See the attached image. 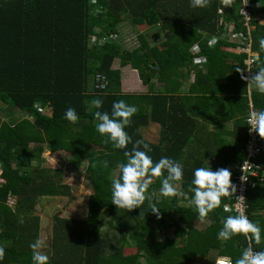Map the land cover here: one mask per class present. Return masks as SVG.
<instances>
[{
	"label": "trees",
	"instance_id": "obj_1",
	"mask_svg": "<svg viewBox=\"0 0 264 264\" xmlns=\"http://www.w3.org/2000/svg\"><path fill=\"white\" fill-rule=\"evenodd\" d=\"M260 2L264 8V0ZM218 7V0H209L204 8L190 7L189 0H0V264H30L28 245L38 238L39 219L24 212L33 209L39 197L58 195L61 185L53 179L58 182L64 173L63 163L84 171L90 194L83 220L53 214L51 250L46 251L49 264H215L218 257L230 258L234 264L244 247L249 245L255 251L264 248V182L246 195L249 220L261 228L260 243L245 241L239 234L226 242L217 240L223 218L236 213L223 211V205L230 202L228 196L204 218L188 204L192 170L201 165L183 168V179L175 185L174 195L162 196L159 178H153L139 207L116 208L110 202V184L118 176L117 164L124 162L123 151L131 150L132 144L115 149L94 129L92 113L96 109L90 101L99 98L100 110L110 111L113 101L122 99L137 107L125 131L133 142L142 140L139 128L146 122L145 111L139 95L120 92V68L129 66L147 85L155 79L177 86L182 68L192 63L190 48L198 44L206 75L197 72L191 88L196 90L202 81L206 85L193 112L201 121H208L206 115L209 117L211 111H222L224 120L239 118L230 149L240 163L246 138L244 118L250 108H264V94L248 91L246 82L235 72L236 67L243 70L245 54L220 37L227 22L235 23L233 32L241 29L236 22L237 0L221 23ZM123 22L138 32L137 47L124 48L117 37L102 46L90 44L94 37L117 35ZM153 26L168 34L163 42L150 46L143 32ZM211 36H217L218 41L209 46ZM261 36L264 24L254 22L251 39L255 52ZM222 66L235 72L227 87L235 89H226L223 95L208 89L215 85L214 81L208 83V76ZM96 73L107 79L102 90L93 88ZM67 107L75 109V123L63 119ZM228 107L229 112H224ZM168 136L169 147L161 151L149 146L152 151L148 154L154 162L166 156L181 163L186 135L181 131L176 140L169 130ZM213 138L219 153L222 135L213 133ZM178 141L180 152L176 151ZM207 141L208 135L198 136L197 146L208 148ZM260 141L263 144L264 138ZM31 143L36 145L30 147ZM41 144H46L51 159L59 165L41 166L48 157L43 155ZM33 161L37 165L32 168ZM258 163L264 169V150ZM62 188L70 197L69 187ZM8 197L14 198V208L7 205ZM30 198L33 201L24 205ZM153 206L159 208V219L151 211ZM105 213L107 229L114 231L109 238L100 233V218ZM202 220L208 223L197 228Z\"/></svg>",
	"mask_w": 264,
	"mask_h": 264
},
{
	"label": "clouds",
	"instance_id": "obj_2",
	"mask_svg": "<svg viewBox=\"0 0 264 264\" xmlns=\"http://www.w3.org/2000/svg\"><path fill=\"white\" fill-rule=\"evenodd\" d=\"M208 3L209 0H189V6L193 8H204ZM223 3L230 6L231 0H223ZM116 37L119 38L118 33ZM129 41L127 36L123 42ZM119 42L121 43L120 40ZM251 60L256 62L257 71L250 77L243 75L240 67H236L235 71L240 74V79L247 81V85L254 86L259 94H264V36L259 38V49L252 55ZM90 104L96 109L92 117L97 134L111 143L115 149H125L127 144H132L131 150L123 151L124 162L117 164L118 176L113 178L110 184V202L116 208L126 210L139 207L145 200V191L153 178H159L158 191L162 196L174 195L177 190L175 185L183 179V165L166 156H161L154 162L148 154L151 152L149 145L140 139L133 142L125 131L131 123L132 116L137 112V107L122 99L113 101L110 111L100 110L102 100L99 98H93ZM63 119L75 123L78 120L75 109L67 107L63 113ZM247 120L249 132L255 131L260 138H264V108L251 110ZM230 176L228 168L218 167L212 170L208 163L206 167L193 169L188 204L198 217L204 218L221 204L222 197H227L235 191V185L231 182ZM158 209L154 206L151 208L157 219H159ZM237 234L243 236L245 241H255L257 244L261 241L259 223L250 221L243 211L224 217L222 226L216 232V238L226 242ZM28 247L30 264H49V255L42 251L45 245L40 238L30 242ZM253 250L251 246L244 247L234 264H264V248L259 251ZM2 257L3 248H0V258ZM227 264H233L230 258Z\"/></svg>",
	"mask_w": 264,
	"mask_h": 264
},
{
	"label": "crops",
	"instance_id": "obj_3",
	"mask_svg": "<svg viewBox=\"0 0 264 264\" xmlns=\"http://www.w3.org/2000/svg\"><path fill=\"white\" fill-rule=\"evenodd\" d=\"M125 23L126 22L121 23L118 30L120 41L127 39ZM149 30L151 29L145 31L148 35L151 33L148 32ZM159 32L153 31V33H157L156 36L159 35ZM132 34V36L137 38L138 33L136 34V32L132 31ZM143 35L146 36V34ZM129 39L131 40V37H129ZM149 39V36H146L148 44ZM254 53L256 52L253 51V54ZM113 66L117 68V64ZM197 72H201L202 74L200 75L204 77V75H206L205 64L194 65L191 63L188 68L183 67L182 75L177 78V86L166 85L157 82L155 79H152L147 85L142 83L135 70H132L129 66H125L120 68V92L122 94L139 95V104L145 111L142 115L146 116V122L143 121L141 123L139 133L141 139L146 142L151 149L156 148L164 151L166 147L170 146L169 142L166 141L169 137V130H171V135L176 136V140L180 139V133L184 131L186 135L185 138L188 140L185 142L182 149L183 157L181 164L184 169L189 170L196 164L201 165V167H206L208 163L212 170L218 167H224L228 168L232 175L233 166L239 162V158H235L234 155L231 154L232 150L230 149L234 144V134L238 131L237 120L239 118L224 120V117L223 119L221 118L222 111H211L209 117L206 115V118H209L208 121H201L200 118L194 114L193 111L200 105V102L197 100V98L202 96L200 90L203 85H206L205 81H202L199 86H195L196 90H192L191 87L196 83L194 81ZM235 72L234 70H225L223 66L222 69H215L212 74L208 76V83L214 81L215 85L208 87V89L222 93L221 95L225 93L226 89H235L233 87L227 88L229 86V80L234 78L233 75ZM250 90L257 92L254 86L248 85V91ZM225 97L233 98L231 96ZM175 98H177L176 102H174ZM186 107H188V109H186ZM217 110L220 109L218 108ZM224 112H229V107ZM217 132L219 135H222L223 138L222 145L218 147L219 153L215 151L216 146L213 138V133ZM207 135L208 148L205 146H197L198 136L204 138ZM35 145V143H31L30 147H34ZM262 145L264 150V143ZM40 146L43 147L46 152H49L46 148V144H41ZM179 146L180 141H178L176 145L177 152L179 151ZM46 152L45 155L48 154ZM59 155L60 153L57 152L56 156L58 157ZM62 162H65V160H62ZM195 264L201 263L196 262Z\"/></svg>",
	"mask_w": 264,
	"mask_h": 264
},
{
	"label": "built area",
	"instance_id": "obj_4",
	"mask_svg": "<svg viewBox=\"0 0 264 264\" xmlns=\"http://www.w3.org/2000/svg\"><path fill=\"white\" fill-rule=\"evenodd\" d=\"M219 1V7L217 9V15L219 16V23H221L223 16L225 15V8L223 0ZM236 22L240 24L241 29L237 32H233L234 22H227L223 26V31L220 35L221 38H225L231 43L236 45V49L239 52L245 54L243 60V75L251 76L256 70L255 62L251 60L253 55L251 32L254 29V22L264 24V8L260 0H237L236 7ZM230 28V30H229ZM115 40L116 35L111 34L107 37H94L90 39L91 45L102 46L107 40ZM218 41L217 36H211L207 42L209 46L216 44ZM190 54L192 57V63L194 65H201L205 62V58L200 54V48L198 44H194L190 48ZM247 68V69H245ZM246 83L247 81L244 80ZM107 85V79L104 75L96 73L93 78V88L104 89ZM248 86V85H247ZM38 110H41L39 106L35 105ZM254 110L249 109V112ZM248 112V113H249ZM248 116V115H247ZM247 116L244 118L245 123V144H244V158L242 161L233 166V172L230 176L231 182L235 185V191L232 192L228 198L230 202L223 205V211L243 213L248 217L247 211V192L254 190L257 186L264 182V169L258 163V159L263 151V145L260 141V137L255 131L249 132V124ZM249 219V217H248ZM249 246V245H248ZM255 251V250H253ZM228 258L218 257L215 259V264H227Z\"/></svg>",
	"mask_w": 264,
	"mask_h": 264
},
{
	"label": "rangeland",
	"instance_id": "obj_5",
	"mask_svg": "<svg viewBox=\"0 0 264 264\" xmlns=\"http://www.w3.org/2000/svg\"><path fill=\"white\" fill-rule=\"evenodd\" d=\"M125 27H126L125 29L126 35L131 37V40L127 43L123 42L126 39L122 40L121 45L127 49H132V48L137 47L139 45V43H137V38L132 36L133 35L132 31H134L135 28L131 27V25L127 22L125 23ZM150 29L151 30H149L148 32H151L152 34L150 33L148 35L146 32L145 33L143 32V34H146V36H149L150 38L149 44L153 46L155 44H160L161 42H163L168 34L160 26H153ZM158 29L160 32L158 31ZM153 31L159 32V35L156 36L157 33H153ZM137 33L138 32H136V34ZM17 116L19 117V115ZM41 148L43 149V152H44L43 155L48 156L46 157L47 160L44 159L45 161L41 163L42 167L49 168L51 166L60 164L59 162H54L51 159L52 154H50V152H46V150H44L43 147ZM45 152L48 154L45 155ZM31 164H32L31 165L32 168L37 165V163L34 161ZM62 167H63L62 170H64V173L60 175V179L58 180V182H57V179H53V177H51L56 185H58V183L61 185L56 191L58 195L39 197L36 203L34 204L33 209L24 212L29 216H38V219H39L38 238H40L45 245V247L42 249V251H44L45 253H47L46 252L47 249L49 251L51 250L50 249V242H51L50 239L52 235V229H51L52 224L51 223L53 219L52 217L54 216L53 214L58 213L57 215H59L61 218H66V219L83 220L85 218V213H86L87 198L90 194L89 184H88V181L86 180V176L83 170L76 171V170L70 169L67 165H65V163H63ZM50 173H53V172H50ZM62 186L69 187V191L71 194L70 197L65 192H63L64 189L62 188ZM32 201L33 199L30 198V200L26 201L24 205H29ZM14 204H15L14 198L8 197L7 205L10 208H14L15 207ZM106 219H107V214L105 213L100 218V221H101L100 233L103 237L109 238L110 236H112L114 231L107 229V226L104 222ZM207 223L208 222L205 220L199 221L196 224V227L202 228Z\"/></svg>",
	"mask_w": 264,
	"mask_h": 264
},
{
	"label": "water",
	"instance_id": "obj_6",
	"mask_svg": "<svg viewBox=\"0 0 264 264\" xmlns=\"http://www.w3.org/2000/svg\"><path fill=\"white\" fill-rule=\"evenodd\" d=\"M232 4H233V0H231V5L230 6H226V8H225V10H226V13L228 14V15H230L231 13H232ZM155 70H157L158 69V67H155L154 68Z\"/></svg>",
	"mask_w": 264,
	"mask_h": 264
}]
</instances>
